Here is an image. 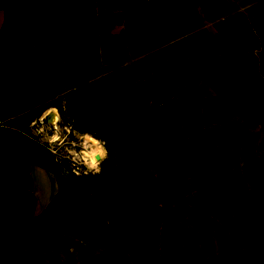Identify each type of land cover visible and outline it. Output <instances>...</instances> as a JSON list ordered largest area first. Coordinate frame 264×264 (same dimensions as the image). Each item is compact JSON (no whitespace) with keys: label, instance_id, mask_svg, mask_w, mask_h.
<instances>
[{"label":"rangeland","instance_id":"rangeland-1","mask_svg":"<svg viewBox=\"0 0 264 264\" xmlns=\"http://www.w3.org/2000/svg\"><path fill=\"white\" fill-rule=\"evenodd\" d=\"M46 6L0 0V264H264V0Z\"/></svg>","mask_w":264,"mask_h":264},{"label":"crops","instance_id":"crops-1","mask_svg":"<svg viewBox=\"0 0 264 264\" xmlns=\"http://www.w3.org/2000/svg\"><path fill=\"white\" fill-rule=\"evenodd\" d=\"M8 14L6 11H0V38L5 24L7 23ZM44 173L43 181L38 176L33 175L34 194L37 202L46 208L52 204L58 195V184L55 176L46 171Z\"/></svg>","mask_w":264,"mask_h":264},{"label":"trees","instance_id":"trees-1","mask_svg":"<svg viewBox=\"0 0 264 264\" xmlns=\"http://www.w3.org/2000/svg\"><path fill=\"white\" fill-rule=\"evenodd\" d=\"M20 14H24L29 11L30 17L34 18L39 13L49 15L48 8L46 6L47 0H15ZM56 9V7H53ZM3 9H0V11Z\"/></svg>","mask_w":264,"mask_h":264},{"label":"bare ground","instance_id":"bare-ground-1","mask_svg":"<svg viewBox=\"0 0 264 264\" xmlns=\"http://www.w3.org/2000/svg\"><path fill=\"white\" fill-rule=\"evenodd\" d=\"M56 115V114H55ZM50 118V117H49ZM53 120H54V118H53ZM54 123V122H53ZM94 156H96V158H97V162H100V161H102V160H104V158H105V154L104 153H97V154H95Z\"/></svg>","mask_w":264,"mask_h":264}]
</instances>
